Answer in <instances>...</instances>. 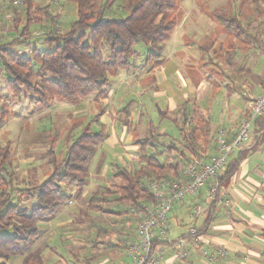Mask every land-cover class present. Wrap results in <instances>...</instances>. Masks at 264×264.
I'll return each mask as SVG.
<instances>
[{
    "label": "trees",
    "instance_id": "obj_1",
    "mask_svg": "<svg viewBox=\"0 0 264 264\" xmlns=\"http://www.w3.org/2000/svg\"><path fill=\"white\" fill-rule=\"evenodd\" d=\"M5 1L0 0V8ZM73 1L76 19L61 34L43 35L41 45L44 46L40 48L32 45L33 31L29 28L35 23L33 17H50L49 5L38 8L34 6L35 0L12 2L16 7H23L25 24L19 37L0 43V74L6 79L14 102L28 99L31 104L48 107L55 102L74 105L90 97L103 98L114 75L120 71L128 72L138 53L144 52V62L151 68L162 63L163 44L170 39L178 23L176 8L179 0H123L117 14L112 9L118 0ZM248 1L256 12H264V0ZM212 15L230 37H248L230 3L212 11ZM55 19H51V23ZM18 24L16 28L22 23ZM14 44L28 46V56L11 50ZM138 45H142V51L136 50ZM177 112L178 115L171 119L184 139L185 135L193 139L205 134L201 124L204 117L199 109L190 110L185 102ZM159 114L170 118L164 110ZM263 126L262 120L258 130ZM80 131L75 137L70 133L72 138L62 157L54 151L56 139H50L46 154L51 171L42 182L24 189L8 190L12 183V175L7 171L11 147L6 143L0 148V264H9L11 258H25L40 234L36 223L55 218L70 198L65 193L68 186L76 185L73 195L81 194L87 182L78 174H86L88 164L103 140V133L89 128ZM159 137L149 131L146 137L135 141L139 163L136 170L117 168L114 171L112 182L103 193L104 197L112 196V199L107 197L109 202L119 205L122 210H108L107 213L128 215L137 223L138 219L130 209L153 203L148 190L150 182L180 179L179 164H172L170 160L183 150L174 143L166 144ZM244 156L240 152L228 164L224 174L218 177L220 183L228 181ZM183 159L188 157L184 155ZM14 192H19L15 202L12 201ZM23 199L26 204L22 203ZM99 204L96 206L101 210Z\"/></svg>",
    "mask_w": 264,
    "mask_h": 264
},
{
    "label": "crops",
    "instance_id": "obj_2",
    "mask_svg": "<svg viewBox=\"0 0 264 264\" xmlns=\"http://www.w3.org/2000/svg\"><path fill=\"white\" fill-rule=\"evenodd\" d=\"M215 9L209 11V16L214 20L210 23L211 28L219 31L217 40L210 39L202 44L186 38L189 44L185 45L183 41L175 39L165 58H162V63L154 68H151L150 64H145L144 52L138 53L133 67L128 72L120 71L114 75L103 98L90 97L83 101L86 103L83 106L89 107V111L90 107L96 109V115L91 114L95 118L92 117V122L96 123V127L101 129L104 125L110 126L106 130V135H103L101 144H107L109 147L117 146L121 141L113 130L117 118L120 114L129 115L133 112L131 124H134L135 131L140 133L139 139L146 137L149 131H154L166 144L174 143L183 150V154L180 152L179 155L173 151L172 154L176 156L170 160L172 164H179V180H181L183 168L192 158L209 162L214 157L215 138L220 129L225 131L228 141L232 139L248 111V100L263 92L264 68L261 73H256L245 61L240 63L241 66L237 65L234 55L239 53V55L251 56L258 48L256 44L259 39L256 34L246 29L245 35L248 37H230L213 17L212 11ZM177 28L178 25L166 43L173 38ZM211 69L217 70L219 74L217 78L220 79L216 85H212L209 81ZM214 92L217 95L212 100L210 96ZM131 95L137 98L136 102L130 99ZM185 102H188L190 110L195 107L204 117L201 124L205 127V134L201 133L193 139L187 135L184 139L171 119L178 115V109ZM152 105L163 106V110L170 117H164L168 119L165 127L160 126L157 129L154 126L149 116L150 112L147 110ZM84 111V109H76L70 113L76 118L75 115L80 116L85 113ZM260 118L254 120L248 141L230 154L226 167L219 173L220 178L228 164L240 152L245 154L227 182L220 183L217 178L218 199L214 202L208 201L212 181L208 182L210 186L208 183L204 184L194 195L186 196L173 205L167 218L170 229L165 232L166 239L160 237L162 235L158 231L155 232L153 246L156 251L161 252L163 264H264V126L262 130H258L260 121L263 120L264 124V116ZM120 129L123 133L125 126ZM97 131L101 132V130ZM134 143L135 141L130 145L131 154L128 153L127 158L118 157L119 165L122 166L112 168V176L117 168L134 171L139 167L138 148ZM99 154L101 157L95 162L98 163L96 173L100 174L104 153L99 152ZM184 155L188 159H183ZM102 173L99 179H112V176L106 177ZM224 201H228V204L226 205ZM203 203L202 212L194 214V206ZM116 214L117 212L112 215ZM125 217L128 222L126 221L122 229V241L120 244L109 242L114 248L121 250L115 252L113 249L111 253H114V257L104 259L103 264L132 263L126 250L136 237V223L128 215ZM185 219L187 226H183ZM189 227H195L200 232L189 240L188 257L178 262L173 257L170 245L184 236ZM220 249L225 251V255L210 260L208 255ZM69 264H92V262L74 260Z\"/></svg>",
    "mask_w": 264,
    "mask_h": 264
},
{
    "label": "rangeland",
    "instance_id": "obj_3",
    "mask_svg": "<svg viewBox=\"0 0 264 264\" xmlns=\"http://www.w3.org/2000/svg\"><path fill=\"white\" fill-rule=\"evenodd\" d=\"M13 1L6 0L0 8V43H7L19 37L25 24L23 7H16L17 5L12 4ZM122 3L123 0H118L112 10L120 11ZM229 3L245 29L256 34L259 39L256 44L258 48L256 47V52L251 56L239 55L236 52L234 58L237 60V65L241 66L240 63L245 61L252 66L251 70L261 73L264 68V12H256L248 0H179L176 8L178 28L170 42L163 44L162 58H165L175 39L183 41L185 45L189 44L186 38L202 42V44L210 39L217 40L219 31L211 28L210 23L214 20H211L213 18L209 16V11ZM47 5L50 7V17H33L35 23L29 28L33 31L32 45L39 48L44 46L41 45L43 35L61 34L76 19V6L73 0H35L34 2V6L38 8ZM54 18H56L55 22L51 23V19ZM18 22L22 24L16 28L19 25ZM142 48V45H138L136 50L142 51ZM28 49L29 47L24 44H14L11 47V50L25 56H28ZM209 74L211 75L209 81L212 85H216L220 79L217 78L219 76L217 70L211 69ZM216 95L214 92L210 96L211 99H215ZM130 99L136 102L137 98L131 95ZM137 102L140 103L139 98ZM84 104L86 103L83 101L74 104L77 106L75 108L73 104L66 102H55L50 107L31 104L28 99L21 103L14 102L10 98L6 79L0 74V118H2L0 148L6 143H9L11 147V163L7 171L12 175V183L8 190L10 188L24 189L39 184L48 176L51 170L46 152L50 147V139H56L54 151L58 157H62L65 147L70 143L71 135L75 137L81 129L101 130L103 135H106V130L110 126L104 125L101 129L96 127L91 115H96V109L90 107L89 111V107L83 106ZM76 109H84L85 113L80 116L75 115L76 118H74L70 112ZM163 109L164 107L160 105L147 108L157 129L160 126L165 127L168 123V119L159 114V111ZM131 113L129 115L124 113L123 116L120 114L114 125L113 130L118 138H121L120 143L115 147L100 144L88 164L86 174H78L80 179H85L88 183L84 185L81 194L73 195L76 185L68 186L65 193L70 198L66 205L61 207L55 218L36 223L40 230L37 240L26 252L25 258H11L9 264H69L74 260H89L92 264H103L104 259L114 255L111 253L113 249L115 252L121 250L114 248L109 242L120 244L123 238L122 229L128 220L125 215L107 213L108 210L119 212L122 208L109 202L107 197L112 199V196L104 197V189L111 184L109 181L112 182V179L99 178L102 172L106 177L112 176V168L122 166L119 165L118 157L127 158L126 155L131 154L130 145L141 138L140 133L135 131L134 124H131V118L134 117L133 112ZM122 126H125L123 133L120 129ZM99 152L104 153L100 174L96 173L98 163L95 162L101 157ZM18 196L19 192H14L12 201L15 202ZM22 203L26 204L24 199ZM97 204L102 205L101 210L97 208ZM184 225H186V219Z\"/></svg>",
    "mask_w": 264,
    "mask_h": 264
},
{
    "label": "built area",
    "instance_id": "obj_4",
    "mask_svg": "<svg viewBox=\"0 0 264 264\" xmlns=\"http://www.w3.org/2000/svg\"><path fill=\"white\" fill-rule=\"evenodd\" d=\"M14 4H19V2H14ZM261 116H264V89L260 95L248 100V111L231 140L226 139L223 129L218 131L215 138V155L209 162L193 158L184 166L181 180L159 179L150 182L148 190L153 203L151 205L141 204L137 209H130L138 219L136 237L126 250L127 256L132 260L131 264H163L161 252L156 251L153 246L155 232L158 231L162 235L160 237L166 239L165 232L170 229L167 218L173 205L186 196L194 195L206 182L212 181L208 201L214 202L218 199L217 178L219 173L226 167L230 154L248 141L254 120ZM224 203L227 205L228 201ZM203 208L204 203L195 205L194 214H200ZM196 232L195 227H189L184 236L171 243L170 248L176 261L181 262L188 257L187 245L190 238L196 236ZM224 255L225 251L220 249L209 254L208 257L213 261Z\"/></svg>",
    "mask_w": 264,
    "mask_h": 264
}]
</instances>
